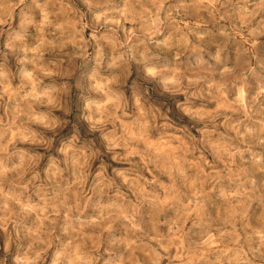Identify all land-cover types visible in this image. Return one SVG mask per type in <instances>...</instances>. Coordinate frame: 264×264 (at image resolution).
<instances>
[{
  "label": "clouds",
  "instance_id": "1",
  "mask_svg": "<svg viewBox=\"0 0 264 264\" xmlns=\"http://www.w3.org/2000/svg\"><path fill=\"white\" fill-rule=\"evenodd\" d=\"M0 264H264V0H0Z\"/></svg>",
  "mask_w": 264,
  "mask_h": 264
}]
</instances>
